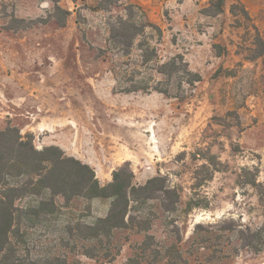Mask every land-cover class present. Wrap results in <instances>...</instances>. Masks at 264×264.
I'll return each mask as SVG.
<instances>
[{"label":"rangeland","instance_id":"rangeland-1","mask_svg":"<svg viewBox=\"0 0 264 264\" xmlns=\"http://www.w3.org/2000/svg\"><path fill=\"white\" fill-rule=\"evenodd\" d=\"M208 3L0 0V131L60 147L102 185L127 165L134 185L162 177L179 196L174 211L134 204L129 228L97 238L77 226L110 200L56 197L35 219L24 213L50 193L25 196L0 264H264V201L250 184L257 175L264 193V0H227L215 17ZM173 60L180 72L158 71Z\"/></svg>","mask_w":264,"mask_h":264},{"label":"trees","instance_id":"trees-1","mask_svg":"<svg viewBox=\"0 0 264 264\" xmlns=\"http://www.w3.org/2000/svg\"><path fill=\"white\" fill-rule=\"evenodd\" d=\"M226 2L227 0H209L208 6L202 10V13L211 17L223 14ZM237 9L249 19L248 10L239 2L232 6L234 15ZM119 23L122 31H125L123 30L125 26L131 27L126 22ZM122 37L124 33L113 30L114 39ZM256 43L255 57H262L264 60V40L259 33ZM169 67H172L174 72L181 71L175 60L160 66L158 71L170 76ZM186 73L191 76L190 83L193 82V77H196L197 81L200 80L199 76L188 71ZM22 178H25V181L20 183L19 180ZM133 180L134 174L126 165L114 171L112 182L102 185L89 165L67 156L60 147L49 146L38 150L34 146L32 134L23 136L15 127L0 131V253L11 250V235L19 232L20 213L23 212L17 208L15 202L25 196L37 197L47 191L50 193L48 199H41L38 202L39 206L31 210L33 215L31 212L24 213L35 219L56 212V197L62 198L65 205L76 197L87 200L97 198L110 200L111 206L105 217L98 218L91 226L81 224L77 226L84 234L83 237L91 238L109 236L116 229L129 228L134 220L130 215L134 204L138 205L136 209L139 210L149 201L164 199L168 202L164 204V209L175 210L179 196L177 191L168 187L167 179L152 178L145 185L140 186L134 185ZM250 184L259 191L261 201H264L263 185L257 182V175H254Z\"/></svg>","mask_w":264,"mask_h":264}]
</instances>
